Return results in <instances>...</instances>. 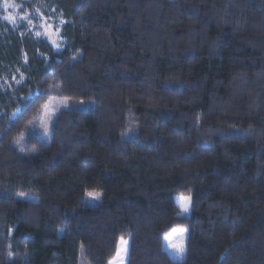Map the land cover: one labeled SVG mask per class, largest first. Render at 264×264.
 I'll return each mask as SVG.
<instances>
[{
	"label": "trees",
	"instance_id": "1",
	"mask_svg": "<svg viewBox=\"0 0 264 264\" xmlns=\"http://www.w3.org/2000/svg\"><path fill=\"white\" fill-rule=\"evenodd\" d=\"M21 4L65 44L0 14V264H108L121 237L126 264H264V0ZM52 94L92 106L44 143L26 132Z\"/></svg>",
	"mask_w": 264,
	"mask_h": 264
},
{
	"label": "rangeland",
	"instance_id": "2",
	"mask_svg": "<svg viewBox=\"0 0 264 264\" xmlns=\"http://www.w3.org/2000/svg\"><path fill=\"white\" fill-rule=\"evenodd\" d=\"M21 1L26 0H0V14L3 20L18 28L21 33L44 39L55 50H61L65 44V39L61 36L64 19L55 14L53 10L43 12L38 8L33 10L23 9ZM91 106L92 103L87 100L52 94L43 104L36 119L29 124L26 134L35 135L44 143H48L53 120L60 111L68 108L89 109ZM180 196L190 198L187 211H184L181 202H178ZM101 198L102 193L100 190H90L85 192L83 202L86 205H96ZM175 200L181 207V214L187 216L191 209V197L178 194L175 196ZM173 229H176V231L173 232ZM173 229L164 236L163 248L171 258L181 260L185 256L187 230L185 227H174ZM128 247L129 238L121 237L117 244L116 253L108 264H126ZM78 264H89L84 258L82 250L79 253Z\"/></svg>",
	"mask_w": 264,
	"mask_h": 264
},
{
	"label": "snow or ice",
	"instance_id": "3",
	"mask_svg": "<svg viewBox=\"0 0 264 264\" xmlns=\"http://www.w3.org/2000/svg\"><path fill=\"white\" fill-rule=\"evenodd\" d=\"M178 202H181V206H182L183 210L187 211V204L190 203V198L189 197L180 196L178 198ZM175 231H176V229H173V232H175ZM118 254H119V250H118Z\"/></svg>",
	"mask_w": 264,
	"mask_h": 264
}]
</instances>
